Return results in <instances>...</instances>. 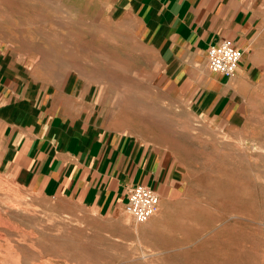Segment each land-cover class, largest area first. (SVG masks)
<instances>
[{
    "label": "rangeland",
    "instance_id": "obj_1",
    "mask_svg": "<svg viewBox=\"0 0 264 264\" xmlns=\"http://www.w3.org/2000/svg\"><path fill=\"white\" fill-rule=\"evenodd\" d=\"M138 32L121 0H0V37L27 81L78 124L169 150L184 181L136 223L32 195L0 171V264H264V68L240 106L210 119L163 90Z\"/></svg>",
    "mask_w": 264,
    "mask_h": 264
},
{
    "label": "crops",
    "instance_id": "obj_2",
    "mask_svg": "<svg viewBox=\"0 0 264 264\" xmlns=\"http://www.w3.org/2000/svg\"><path fill=\"white\" fill-rule=\"evenodd\" d=\"M121 2L138 22L139 40L159 58L163 90L201 115L223 117L240 106L261 76L264 0ZM225 40L242 53L230 77L210 73L206 64L207 49ZM0 171L32 195L69 201L106 219L122 216L129 186L157 193L155 214L180 198L184 186L169 150L67 118L56 100L27 81L1 37Z\"/></svg>",
    "mask_w": 264,
    "mask_h": 264
},
{
    "label": "built area",
    "instance_id": "obj_3",
    "mask_svg": "<svg viewBox=\"0 0 264 264\" xmlns=\"http://www.w3.org/2000/svg\"><path fill=\"white\" fill-rule=\"evenodd\" d=\"M241 51L229 41H221L206 51V64L210 73L230 77L237 71ZM124 211L136 223L150 219L158 210L159 197L150 187L134 185L126 188Z\"/></svg>",
    "mask_w": 264,
    "mask_h": 264
}]
</instances>
